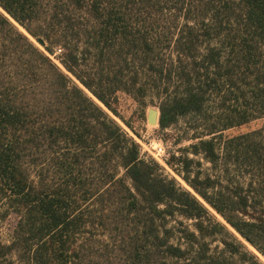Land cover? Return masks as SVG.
<instances>
[{"label":"trees","instance_id":"trees-1","mask_svg":"<svg viewBox=\"0 0 264 264\" xmlns=\"http://www.w3.org/2000/svg\"><path fill=\"white\" fill-rule=\"evenodd\" d=\"M148 92L160 130L264 118V0H0V264H264V127L200 141L210 194L166 160L191 192L109 115Z\"/></svg>","mask_w":264,"mask_h":264},{"label":"rangeland","instance_id":"rangeland-1","mask_svg":"<svg viewBox=\"0 0 264 264\" xmlns=\"http://www.w3.org/2000/svg\"><path fill=\"white\" fill-rule=\"evenodd\" d=\"M165 59H167V57H165ZM140 101H135L122 93L117 95V111L131 129L118 117L111 113H109V115L139 144L140 153L143 157L154 158L162 166L164 175L169 178H174L181 187L191 192L193 191L185 184L181 177L175 174L166 165V160L174 156L176 159V161H174L176 167H178L184 175H187L195 184V178L197 177L198 181L203 182V184H198V186L205 188L204 191L210 194L211 185H208L205 180L206 178L213 180L217 177L219 169L218 166L215 168L212 162H210V158L206 156L204 148L200 145V141H211L214 152L220 154L221 142L224 138L264 127V118H261L252 120L242 126L206 135L205 131L209 129L211 125L214 123L215 125L221 124V122H217V117H215V112L218 109L217 104L212 102L209 106V114L206 119L187 116L180 118L171 127L160 130L157 125L152 126L147 123L148 110L156 109L158 111V98L156 97V93L148 92ZM162 152L163 155L160 157L159 154ZM216 219L223 222L218 215H216ZM15 222L16 219L13 215L9 214L6 217L4 216V210L0 204V241L2 243L8 244L10 242ZM94 233L97 234L98 232L96 231ZM234 234L249 252L254 254L260 262L264 263V258L255 249L243 241L235 232ZM90 235L93 237L92 234ZM211 245V247L218 245V242H213ZM218 247L220 248L221 246L218 245ZM6 264L24 263L18 260L17 256L10 255L6 259ZM237 264H239L238 261Z\"/></svg>","mask_w":264,"mask_h":264},{"label":"water","instance_id":"water-1","mask_svg":"<svg viewBox=\"0 0 264 264\" xmlns=\"http://www.w3.org/2000/svg\"><path fill=\"white\" fill-rule=\"evenodd\" d=\"M39 47L44 46V42L41 39L33 40ZM159 112L156 109H149L147 112V123L152 126H156L158 122Z\"/></svg>","mask_w":264,"mask_h":264},{"label":"built area","instance_id":"built-area-1","mask_svg":"<svg viewBox=\"0 0 264 264\" xmlns=\"http://www.w3.org/2000/svg\"><path fill=\"white\" fill-rule=\"evenodd\" d=\"M160 151V150H159ZM163 155V152L161 154H159V156L161 157Z\"/></svg>","mask_w":264,"mask_h":264}]
</instances>
